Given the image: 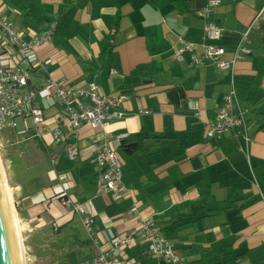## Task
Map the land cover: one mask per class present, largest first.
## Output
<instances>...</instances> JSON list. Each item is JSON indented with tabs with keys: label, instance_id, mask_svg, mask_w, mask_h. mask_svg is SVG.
Segmentation results:
<instances>
[{
	"label": "crops",
	"instance_id": "obj_1",
	"mask_svg": "<svg viewBox=\"0 0 264 264\" xmlns=\"http://www.w3.org/2000/svg\"><path fill=\"white\" fill-rule=\"evenodd\" d=\"M221 1L212 19L222 30L219 44L227 60L251 28V53L233 72L252 118L248 140L239 129L206 138L205 126L230 90L232 72L210 62L195 64L189 52L182 61L174 55L182 41L195 44L196 55H202L205 21L199 12L208 0H0V12L28 36L56 25L52 40L35 49L48 62L39 77L80 88L95 83L104 95L125 98L123 115L106 128L83 124L79 137L70 138L79 148L76 161L50 134L44 140L31 135L56 169L29 174L28 180L10 177L26 241L37 238L35 246L44 247L52 239L63 254L76 253L79 264L99 253L106 235L137 229L123 264H167L149 254L140 231L142 221L152 218L162 234L167 226L175 233L180 264H216L219 250L227 247L237 251L227 264H264V0ZM57 113V106L46 111L48 124ZM105 137L143 142V151L133 157L118 150L128 188L119 201L97 192L95 159ZM208 193L232 208L214 203L198 219L175 222L176 209ZM59 194L84 204L96 219L93 232L83 216L60 204ZM134 204L138 212L131 214Z\"/></svg>",
	"mask_w": 264,
	"mask_h": 264
},
{
	"label": "built area",
	"instance_id": "obj_2",
	"mask_svg": "<svg viewBox=\"0 0 264 264\" xmlns=\"http://www.w3.org/2000/svg\"><path fill=\"white\" fill-rule=\"evenodd\" d=\"M221 3V0H208L199 12L200 18L205 21L206 41L201 46L202 55L200 57L196 55L195 44L183 41L174 55L176 60L182 61L184 53L189 52L195 64L210 62L221 70L232 72L231 88L223 97L214 120L205 126L206 138L213 139L239 129L248 140L246 137L248 112L238 97L233 72L236 63L251 53L249 47L251 28L243 34L232 58L227 60L226 49L219 44L222 30L212 19L215 8ZM55 29L56 25L52 24L43 33L28 36L25 31L17 30L13 22L0 12V130L8 128L16 131L20 123L22 134L30 133L40 140H44L50 134L53 143L63 145L68 159L76 161L79 157V148L76 142L70 141V138L79 137V130L83 124H88L94 129L106 128L112 119L123 115L120 108L125 98L104 95L95 83L80 88L65 80L58 82L51 78L39 77L47 70L48 62L41 60L35 49L50 42ZM112 31L115 32L114 29ZM33 79L37 84L31 82ZM87 100L90 104L85 102ZM53 106L58 107V113L52 119L54 123L48 124L50 118H46L45 114ZM120 144V140L113 142L105 137L98 145L95 159L98 172L97 192L112 194L115 201L124 198L128 191L123 182V162L118 153ZM50 156L52 161L56 162L57 154L51 153ZM58 196L60 204L83 216L85 228L88 232H93L96 219L84 204L66 194ZM129 211L136 214L137 204L131 206ZM140 231L148 252L154 259L167 264L183 263L184 259L175 251L172 241L159 231L152 218L142 221ZM137 237V229L115 233L112 236L106 235L99 253L79 264H123L124 251L135 245Z\"/></svg>",
	"mask_w": 264,
	"mask_h": 264
},
{
	"label": "rangeland",
	"instance_id": "obj_3",
	"mask_svg": "<svg viewBox=\"0 0 264 264\" xmlns=\"http://www.w3.org/2000/svg\"><path fill=\"white\" fill-rule=\"evenodd\" d=\"M21 130L22 126L20 123L16 131L9 130L8 128L0 130V155L12 191L14 189L10 179L14 178V176L28 180L29 174L34 175L36 173L37 175H41L46 172V169L55 168L52 166L47 153L41 149L38 142L33 139L30 133L22 134L20 133ZM22 230L25 229L23 228ZM23 233L25 237L26 232L24 231ZM53 237H55L54 233ZM36 240L37 238H35ZM35 241H26L24 238L25 248L27 249V264H77V254L70 255L68 252H64L65 254H63L61 248L57 244H54L52 239L46 238L47 242L43 243L44 247L35 246ZM28 245L33 249L28 248ZM70 247L73 249V244ZM75 249L79 251L78 245H75ZM72 252H75L74 249ZM32 253H35V257H33Z\"/></svg>",
	"mask_w": 264,
	"mask_h": 264
},
{
	"label": "trees",
	"instance_id": "obj_4",
	"mask_svg": "<svg viewBox=\"0 0 264 264\" xmlns=\"http://www.w3.org/2000/svg\"><path fill=\"white\" fill-rule=\"evenodd\" d=\"M169 1H177V0H169ZM150 70V68H148ZM242 104V102H241ZM252 118H247L248 125L250 124ZM120 150L125 153L128 156H135L136 154H139L143 151V142L142 141H128L126 139L121 140L120 144ZM218 204L219 207L222 210H228L231 209L232 206H224V202H218L216 199L211 195V193H208L206 197H203L201 201L195 202V203H186L181 208L176 209L175 212L177 213L174 216V219L177 220L175 222H178L179 220H192V219H198L199 215L203 212V209L205 206L210 204ZM172 220V217H171ZM169 240L172 241V238H174L175 233L172 232L170 226L164 227L161 230ZM237 257V251L233 250L231 247L223 248L219 250V256L216 259V264H227L231 262L233 259Z\"/></svg>",
	"mask_w": 264,
	"mask_h": 264
},
{
	"label": "water",
	"instance_id": "obj_5",
	"mask_svg": "<svg viewBox=\"0 0 264 264\" xmlns=\"http://www.w3.org/2000/svg\"><path fill=\"white\" fill-rule=\"evenodd\" d=\"M0 264H22L15 223L0 170Z\"/></svg>",
	"mask_w": 264,
	"mask_h": 264
},
{
	"label": "bare ground",
	"instance_id": "obj_6",
	"mask_svg": "<svg viewBox=\"0 0 264 264\" xmlns=\"http://www.w3.org/2000/svg\"><path fill=\"white\" fill-rule=\"evenodd\" d=\"M0 170L2 173L5 190H6L8 199H9V203H10V207H11V211H12V215H13V219L15 223V228H16L18 242H19L21 261H22V264H27L26 248H25L24 239H23L22 232H21V226H20V222H19L17 211H16L15 204H14L12 189L8 183L7 174H6L2 159H1V155H0Z\"/></svg>",
	"mask_w": 264,
	"mask_h": 264
}]
</instances>
